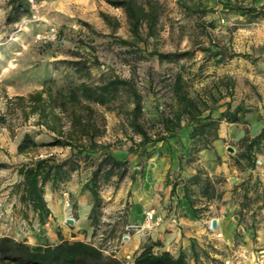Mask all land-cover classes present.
Here are the masks:
<instances>
[{"label": "rangeland", "instance_id": "374dc122", "mask_svg": "<svg viewBox=\"0 0 264 264\" xmlns=\"http://www.w3.org/2000/svg\"><path fill=\"white\" fill-rule=\"evenodd\" d=\"M165 1V29L159 41H150L145 49L143 45L138 48L124 43L132 39L127 18L103 0L32 2L30 17L14 25L5 24L7 0H0V114L6 116V124L0 125V237L9 236L32 246L54 245L60 237L82 241L128 264H133L145 244L160 243L154 251H162L161 241L140 234L145 223L141 218H147L146 214L140 216L139 189L144 184V169L150 168L155 156H132L128 176L121 183L116 176L108 182L100 181L101 207L96 227L88 219L93 198L87 184L98 156L86 164L81 162L80 168L65 181L55 186L45 184L47 216L38 218L30 206L19 200L16 186L22 181L19 170L23 165L34 158L47 157L59 163L68 159L70 150L45 147L16 155L14 144L25 133L39 134L35 136L39 144L51 142L52 134L38 127L32 117L27 121L19 118L15 103L8 105L7 100L26 96L45 84L59 87L78 83L74 62L88 67L91 77L84 80L91 84L97 83L101 75L133 79L143 95V121L151 135L162 131V115L174 106L172 86L178 74L185 77L192 96L213 94L220 98L214 119L228 108L233 112L240 107L237 127L248 129L253 135L256 127L264 125V21L251 22L246 14L247 8L264 6V0H201L206 12L197 15H185L177 0ZM101 12L115 17L121 28L114 32L100 18ZM154 47L161 53L192 55L177 62H160L152 54ZM230 82L234 84L232 90L226 86ZM9 108L12 110L6 113ZM104 115L106 134L102 141L110 145L116 157L127 158L139 137L125 128L123 116L113 112ZM225 122L219 129L223 126L227 136L212 150L219 160H231L247 178L249 165L240 156L242 141L230 137L231 126ZM255 175L261 181L251 179V197H244L243 189H232L225 201L199 209L206 231L190 238L191 246L183 251L188 264H254L258 251L264 249L260 240L264 236V145L257 154ZM216 183L220 188L226 179L217 177ZM229 203L245 209L240 211L237 207L229 214V218L235 216L239 222L233 244L210 229L212 221L222 217ZM69 218L72 225L66 224Z\"/></svg>", "mask_w": 264, "mask_h": 264}, {"label": "trees", "instance_id": "16d2710c", "mask_svg": "<svg viewBox=\"0 0 264 264\" xmlns=\"http://www.w3.org/2000/svg\"><path fill=\"white\" fill-rule=\"evenodd\" d=\"M54 0H7L8 11L5 16L6 25H14L22 19L28 18L32 12V2ZM114 9L121 10L128 22L131 41H124L126 45L138 48H149V42H158L165 29L163 20L167 14L165 0H103ZM177 5L185 15L205 13L201 0H177ZM246 14L251 22L264 21V6L247 8ZM100 18L114 32L121 28L120 22L106 13H100ZM152 54L160 62H177L187 59L190 52L161 53L155 47ZM74 70L79 82L54 87L45 84L42 89L31 92L26 96H15L7 100L11 105L15 103V112L23 121L34 118L35 124L52 134L51 142L37 143L35 136L25 133L18 146V154L28 153L37 148H62L70 150L67 160L51 162L52 157L36 159L25 164L19 170L22 177L19 189V200L24 206L31 207L38 218L49 214L43 198L44 186H52L69 178L70 174L80 168L81 162L86 164L93 156H98V162L91 171L87 189L93 198L88 219L92 226L99 223L101 198L98 192L100 181L108 182L114 176L119 183L128 176V162L131 157L147 156L153 158L157 150L164 143L178 135L186 128L190 129L191 161L198 160V154L203 150H212L213 144L219 138V126L223 121L238 123V107L233 112L228 108L219 119H214L213 112L220 98L213 94L206 96H192L188 89V82L183 74H178L173 86L174 106L168 113L162 115V131L151 135L143 121V95L133 79H123L118 76L101 75L97 83L91 84L84 79L90 78L88 67L74 62ZM233 82L226 84L232 90ZM9 107V106H8ZM101 109L103 111H101ZM11 108L6 110L8 113ZM104 112L117 113L124 118V126L139 137V142L130 148L127 158L119 159L110 145L102 140L106 134V118ZM5 113L0 114V125L6 124ZM264 145V128L254 138L245 137L241 142L240 156L248 165L256 167L257 154ZM247 182L242 184L244 195L249 193ZM177 184L173 185L175 192ZM194 186L200 187V195L208 201L221 198L217 195L215 181L203 169L189 178L185 184V197L194 206L192 199ZM155 246L160 243L145 244L137 253L133 264H188L185 253L178 257L168 251L156 253ZM193 247V245H192ZM194 256L196 251L193 248ZM0 264H128L115 255H106L101 248L82 241H68L59 238L54 245H28L24 241H17L9 236L0 237Z\"/></svg>", "mask_w": 264, "mask_h": 264}, {"label": "crops", "instance_id": "0c3cea01", "mask_svg": "<svg viewBox=\"0 0 264 264\" xmlns=\"http://www.w3.org/2000/svg\"><path fill=\"white\" fill-rule=\"evenodd\" d=\"M225 124L231 126L229 128L230 137L241 141L245 137H256L264 128V125H261V128L258 129L256 127L252 135L248 129H244L241 126L237 127L239 122H225ZM189 131L190 129L186 128L178 137L159 145L158 154L155 155L154 163L151 161L149 163L150 168L144 169V184L139 189L140 216L150 211H154L156 214L153 222L148 221L145 217L141 218L143 223L144 221L145 223L141 228L142 231L140 234H147L151 236L152 240L161 241L163 244L162 251H168L175 257H178L181 252H185L187 246H191V237L195 238L200 232L206 231L203 228V223L205 222L198 215L201 207L211 206L216 201H225L229 193L228 191L232 189H243L242 184L245 182L248 183L246 186L249 192L247 197H251L253 192L251 188H248L251 179L255 178V180L261 181L257 175L254 177L256 167L252 169L249 166V176L243 178L239 168L231 163V160L225 158L219 160L215 150H203L198 154V160L190 162L192 141L189 136ZM226 136V129L222 126L219 129L220 139L213 144V147L217 146L218 142L226 138ZM18 144H14V152L16 155L21 156L23 154H18L17 152ZM34 160L36 159L34 158ZM199 169L207 171L209 176L215 181L217 195L220 194L221 198L208 201L200 195V187L194 186L192 188L194 192L192 199L197 200V202L192 206L185 197L184 188L187 182L186 178L195 175ZM217 177H224L226 179L224 186L219 188V184L216 183ZM174 184H177V186L175 192H172ZM243 196L245 197L244 190ZM225 207L222 217L215 218L218 227L214 230L218 232L219 238L225 236L227 242L233 244L239 222L235 216L229 218V214L233 210H236L237 207L241 209L240 211H244L245 209L243 207L241 208L240 204L231 205L229 203ZM168 215H170V218L166 217ZM157 218L159 219L158 225L155 223ZM143 231L144 233H142ZM183 235H185V238H183ZM260 240L264 244V236L260 237ZM139 243L141 244V240H139Z\"/></svg>", "mask_w": 264, "mask_h": 264}, {"label": "built area", "instance_id": "2783aa9c", "mask_svg": "<svg viewBox=\"0 0 264 264\" xmlns=\"http://www.w3.org/2000/svg\"><path fill=\"white\" fill-rule=\"evenodd\" d=\"M162 109V108H161ZM146 218L148 221H153L155 219V212L150 211L146 213ZM155 223L159 224V219L157 218ZM210 229L212 228V223L210 224ZM226 264H230V262H226ZM254 264H264V249H260L257 253V256L254 258Z\"/></svg>", "mask_w": 264, "mask_h": 264}, {"label": "water", "instance_id": "95a60500", "mask_svg": "<svg viewBox=\"0 0 264 264\" xmlns=\"http://www.w3.org/2000/svg\"><path fill=\"white\" fill-rule=\"evenodd\" d=\"M66 224L67 225H72L73 224V220L72 219H66ZM217 227H218V223H217V221L214 219L213 221H212V228L213 229H217Z\"/></svg>", "mask_w": 264, "mask_h": 264}]
</instances>
